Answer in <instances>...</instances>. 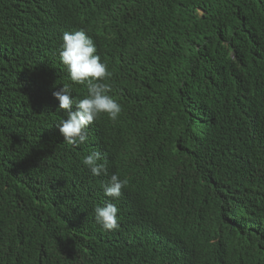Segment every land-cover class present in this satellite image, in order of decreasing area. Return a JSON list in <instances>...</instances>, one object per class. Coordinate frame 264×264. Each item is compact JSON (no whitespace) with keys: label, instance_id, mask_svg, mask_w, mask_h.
<instances>
[{"label":"trees","instance_id":"obj_1","mask_svg":"<svg viewBox=\"0 0 264 264\" xmlns=\"http://www.w3.org/2000/svg\"><path fill=\"white\" fill-rule=\"evenodd\" d=\"M79 31L121 113L69 145ZM0 264H264V0H0Z\"/></svg>","mask_w":264,"mask_h":264},{"label":"clouds","instance_id":"obj_2","mask_svg":"<svg viewBox=\"0 0 264 264\" xmlns=\"http://www.w3.org/2000/svg\"><path fill=\"white\" fill-rule=\"evenodd\" d=\"M63 44L60 60L68 69L70 80L75 84L87 83V98L74 102L70 98V86L65 84L60 91L52 93L59 101V109L67 114V119L61 121L59 132L69 145L83 144L87 140L85 129L91 125L100 114H107L115 122L121 113V107L107 93L111 91L105 83H100L110 78L106 65L100 63V57L94 55L96 48L93 42L83 31L68 33L62 36ZM95 81V82H94ZM73 105L76 110L73 111ZM101 159L99 153H92L82 159V164L90 169L91 173L99 176L105 172V166L98 164ZM127 180L121 181L117 175H112L109 185L105 187L104 195L108 198L118 199L122 189L127 186ZM117 207L108 203L105 207L95 209V219L104 230L118 229Z\"/></svg>","mask_w":264,"mask_h":264},{"label":"bare ground","instance_id":"obj_3","mask_svg":"<svg viewBox=\"0 0 264 264\" xmlns=\"http://www.w3.org/2000/svg\"><path fill=\"white\" fill-rule=\"evenodd\" d=\"M39 95V94H38ZM41 95V94H40ZM195 113V112H194Z\"/></svg>","mask_w":264,"mask_h":264}]
</instances>
